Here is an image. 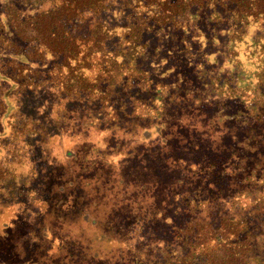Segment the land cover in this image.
<instances>
[{"label": "trees", "instance_id": "16d2710c", "mask_svg": "<svg viewBox=\"0 0 264 264\" xmlns=\"http://www.w3.org/2000/svg\"><path fill=\"white\" fill-rule=\"evenodd\" d=\"M5 3L6 0H0V7L3 8ZM208 6L219 17L225 13L230 21L238 24L237 30L240 28L241 31L239 39L228 40L229 60L225 64L230 72L225 74V99L239 98L242 107L234 114L225 116V121L230 120L231 129L245 133L238 138L235 131L228 133L225 126L223 160L219 156L206 158V164L200 171L190 173V180L205 183V192L214 194L207 196L201 193L193 197L194 191L188 186L190 190L186 197H183L185 194L178 197L183 204L179 203L173 209L184 221L180 225L170 226L167 230L168 242L157 228L151 229L147 225L157 224L153 220L158 219L144 213L140 216L137 211L142 208L143 194L150 195L151 191L146 189L151 184L150 180H140L136 183L138 187L132 186L131 192L122 193L119 181L122 183L123 177H118L117 181L107 186L119 192L110 199L111 209L126 206L129 210L127 215L135 216L131 228L122 229L125 230L123 235L110 221L112 213L107 212L106 219L93 214L92 208L97 204L95 200L85 199L81 207L66 203L65 199L71 197L65 195V184H58L51 192L65 198L63 201L58 199L56 206L76 212L81 222L56 247L55 242L48 239L47 242L54 249L53 254L32 260L36 252L33 249V253L31 251L27 255L29 261H13L12 255H16L13 253L0 264H89L90 259L96 262L103 260L105 264H264V255L261 254L264 249V241L261 242L264 238V58H259L261 61L248 70L231 55L233 52L239 53L235 49L236 44L244 46V58H252L256 50L264 51L259 44L252 46L249 33L259 31V34H263L264 0H52L51 7L46 6L43 0H26L21 6L12 3L11 9L0 11L3 16L0 21V123L6 129L10 127L15 130L22 120V123H26L37 117L43 104L64 114L74 111L67 108L72 107L71 103L74 108L83 105L86 112L97 111L102 115L132 113V119L144 122L138 140L148 141L153 136H159V142L169 152L173 147L161 132L164 129L162 117H168L167 108L170 105L163 100L165 91L152 83L159 80L160 71L154 73L142 66V62L149 57V54H145V47L152 52L151 37L165 29L181 28L186 31L183 27H186L185 21L191 9L197 12ZM27 7L41 8L38 9L39 13L32 15ZM191 17L194 19V14ZM247 46L250 49L245 51ZM45 85L59 98L56 97V101L42 100V103L31 107L30 115H26L22 108L24 97L30 95L32 98L34 89ZM177 90L174 84L169 93L174 96ZM12 97L21 98L11 104ZM61 97L65 98L64 101L57 102ZM167 100L172 99L167 97ZM65 103L69 105L65 106ZM85 111H79L80 118ZM88 116L87 121H90ZM45 117L50 118V115L44 113ZM176 120L188 123L185 118ZM195 122L191 119L190 127ZM91 123L84 121L85 127L82 129L86 132L96 129L97 124ZM198 125L201 127L200 121ZM40 127L43 129L36 127L26 133L29 137L24 142L29 144L32 140L33 144H40L43 136L58 138L52 148L58 150L59 154L65 153V157L72 154L73 166H77V162L82 161L90 150L105 147L101 140L75 141L69 136V126L59 128L60 133L55 132V128L45 131L44 126ZM19 134L21 132L15 131L10 137L16 139L15 136ZM19 137L23 138V135ZM201 137L200 141L205 138L203 135ZM71 140L80 147L79 154L66 151L67 142ZM115 140L118 142L113 146L117 148L114 157L104 160L105 156H102L89 160L104 162L124 157L122 143L125 139L123 142L118 137ZM187 142H190L189 139ZM2 149L0 146V153ZM145 152L153 154L151 149ZM0 171V175L9 177L7 171ZM78 172L75 169L73 176ZM83 184L87 189L91 187L90 190L99 188L98 183L93 185L90 178H86ZM175 186L172 187L174 190ZM23 193H29L28 189ZM129 195L136 196L135 199L131 198V203L128 202ZM191 203L195 205L190 207ZM160 215L164 223L160 225H165L169 216L163 212ZM3 227L10 233L8 227L11 229V224ZM43 232L45 238L48 237V229ZM39 239L35 244L36 250L45 247L46 241L43 243ZM116 239L125 246L121 251L116 248ZM72 244L83 246L80 263L76 259L66 260L56 256ZM98 245H103V248L97 249ZM12 246L17 245L14 243Z\"/></svg>", "mask_w": 264, "mask_h": 264}, {"label": "rangeland", "instance_id": "374dc122", "mask_svg": "<svg viewBox=\"0 0 264 264\" xmlns=\"http://www.w3.org/2000/svg\"><path fill=\"white\" fill-rule=\"evenodd\" d=\"M25 1L6 0L3 8L0 7V11L2 9H11L12 3L21 6ZM43 1H45L46 6L51 7L52 0ZM41 7H27L26 9H29L32 15H36ZM209 7L197 12L191 9L185 21L186 27L182 26L186 31L181 28H168L170 31L165 29L166 31L163 30L151 37L153 42L152 52L145 47V54H149V57L142 62V66H146L154 73L160 71L159 80L152 83L159 85L165 91L166 94L163 100L170 105L167 108L168 115L166 116L168 117H162L164 129L161 132L168 139L167 143L173 147L169 152L164 150L165 146L159 142L161 140L159 136H153L148 141L138 140L139 136L141 137L142 135L143 128L141 129V127L144 122L140 118L141 122L132 119V113L123 115L113 113L111 116L102 115V113L97 111H92L93 113L91 111L86 112L83 105H80L82 108H74V104L71 103L72 107L67 108L74 111L64 114L59 110L55 112L50 106L43 104L38 111L37 117L26 123H22V120L20 124H17L18 126L15 130L10 129V127L6 129L0 123V146L3 148V152L0 153V169L3 173L4 171L9 173V177L0 175V197H3L2 199L0 198L2 200L0 201L1 262L9 259L13 253H16L15 256L12 255L13 261H29L27 260L29 259L27 255L33 249L36 252L33 253L32 251V256L35 257L32 260L47 254H53L54 249L47 242L48 239L49 241L52 240L51 242H55L56 247L60 240L66 238L70 234L69 231L81 222L76 212L67 211L56 206L57 202L59 204L58 199L63 201L65 198L56 192L52 194L53 187L58 184L63 186L65 184V195L71 197L65 199L66 203L70 202L75 206L81 207L86 202L85 199H89V201L95 200L97 204L92 208L93 214L106 219V213H112L113 216L111 215V217L113 218L110 221L115 223L114 228L120 229L122 231L120 234L123 235L125 230L122 229H130L135 216L134 214L133 216L127 215L129 210L126 206L119 209H111L112 207L109 204L112 201L110 199L118 195L119 192L107 186L109 183L117 181L118 177H123L122 183L119 181L123 189L122 193L131 192L132 186L138 187L136 183L140 182V180H150L151 182L149 183L151 184L146 189L151 191L149 192L151 196L146 193L143 194V201L141 200L143 202L141 203L142 208L137 209V211L140 216L144 213V215L151 216V218L152 215L156 217L158 221H153L157 222V224L147 223V225L151 229L157 228L168 242L167 230L170 229V226L172 224L180 225L184 221V218L175 214L173 209L177 204H183L178 201V197L180 198L181 194H185L183 197H186L187 192L190 190L188 186H191L194 191L193 197H197L201 193H205L207 196L213 193L205 192V183L190 180V173L200 171L206 164V158L211 159L219 156L218 158L223 160L225 157V126L228 133L235 131L238 138H241L245 133L235 128L231 129L230 120L225 121V116L234 114L242 107V104L238 102L239 98L233 100L225 99V74L230 72L229 67L225 64V61L229 60L227 57L229 51L227 49L228 40L239 39L241 31L240 28L237 30L238 24L230 21L225 16V13L224 15L222 14V17H219ZM192 14H194V19L191 17ZM2 17V13H0V21H2ZM249 33L253 43L252 46L259 44L261 49H263L264 30L262 31L263 34H259V31H250ZM235 49L240 54L233 52L231 54L235 57L233 59L240 61L243 67L248 70H252L255 67V63L261 61L259 58H264V51L261 50H256L252 58H244L242 56L244 46L236 44ZM249 49L247 46L245 51ZM163 84L167 86H163ZM174 84H176L178 90L173 96L169 91L173 89ZM167 89L171 90L168 91ZM34 90L35 93L32 98L30 95L24 97L22 108L26 115H30L32 113L31 107L42 103V100L52 99L56 101V97L59 98L58 94L51 93L52 91L46 85ZM167 97L172 100H167ZM20 98L12 97L10 103L12 104ZM62 99H58L57 102L64 101L65 98ZM64 105L68 106L69 103ZM75 109H77V112ZM81 110L85 111L82 118L79 117V115L81 116L79 113ZM173 110H176L174 114ZM10 112L11 110L8 115H10ZM44 113L49 114L50 118H43ZM87 115H89L88 120L90 121H87ZM177 118H185L188 123L177 121ZM191 119L196 121L193 127H190ZM4 121L7 120L4 119ZM84 121L97 124L96 129L86 132L82 129V127H85L83 125ZM199 121L201 127L198 125ZM233 122L235 121L233 120ZM22 124L26 126L23 127ZM41 125L44 126L45 131L55 128L57 131H54L57 133H60L59 128L69 126V136L74 138L75 141L81 139H89L92 142L101 140L104 142L105 147L90 150L81 159L82 161H79L80 163L77 162V166H73L70 158L72 154H69L70 156H67V158L65 153L59 154L58 150L52 148L56 145L58 138L48 139L49 137L43 136L40 140L43 143L42 145L41 143L33 144L32 140L29 144L24 142L26 137H29L26 133L36 127L42 128L40 127ZM15 131L21 132V134L16 135V139H13L10 135L13 136ZM20 135H23V138L19 137ZM202 135L205 138L200 141ZM117 137L120 142L125 139L122 143V154L124 157L104 162L101 160H93L91 162L89 160L102 156H105L104 160L114 157L117 148L115 150L113 146L118 142L115 140ZM187 138L190 142H187ZM67 147L66 151L70 150L71 153H80V147L72 140L67 142ZM220 148L222 150H219ZM146 149H151L153 154L145 152ZM74 156L75 154H73ZM75 169L79 172L73 176ZM137 176H140V178L137 179ZM86 178L92 179L93 185L98 183L99 188L90 190L91 187L88 189L84 187L83 181ZM223 184L225 187V181ZM174 186L176 187L175 190L172 188ZM26 189H28L29 193L24 194L23 191ZM50 194L52 195L50 196ZM131 198L135 199L136 196L129 195L128 202L130 203L132 201ZM75 199H80V201L75 202ZM62 205H64L63 202ZM194 205L191 203L190 207ZM162 212L169 216V220L166 221L165 225H160L164 224L160 220ZM5 224H11V229L8 227L10 233L3 230V225ZM45 229L49 231L46 238L44 235L45 231L43 232ZM38 238L43 243L46 241V243L44 248L42 246L36 250L35 244ZM263 241L264 238L261 242ZM10 243H15L17 246H12ZM115 245L119 251L125 247L119 240L116 241ZM68 246L71 247L65 248L62 252L63 254L56 256L62 259L66 258V260L70 258L76 259L80 263L82 261L83 246L81 244ZM98 246L97 249L103 248V245ZM261 254L264 255V249L261 250ZM88 262L105 264L103 260L96 262L94 259H90ZM76 263L78 264V262Z\"/></svg>", "mask_w": 264, "mask_h": 264}]
</instances>
